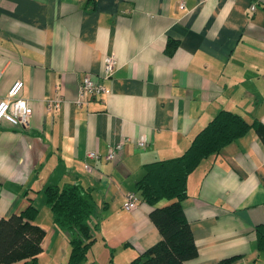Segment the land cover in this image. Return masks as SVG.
I'll list each match as a JSON object with an SVG mask.
<instances>
[{
	"label": "crops",
	"instance_id": "1",
	"mask_svg": "<svg viewBox=\"0 0 264 264\" xmlns=\"http://www.w3.org/2000/svg\"><path fill=\"white\" fill-rule=\"evenodd\" d=\"M252 1L0 0V99L20 78L31 109L23 128L0 120V217L38 208L31 219L45 234L35 264H66L71 249L47 185L79 183L97 203L84 264H126L161 238L152 205L123 207L143 164L181 154L220 109L264 124V0ZM109 54L116 66L104 79ZM84 73L110 91L79 106ZM186 186L197 245L186 263L264 264L254 231L264 224V143L253 127L201 159Z\"/></svg>",
	"mask_w": 264,
	"mask_h": 264
},
{
	"label": "trees",
	"instance_id": "2",
	"mask_svg": "<svg viewBox=\"0 0 264 264\" xmlns=\"http://www.w3.org/2000/svg\"><path fill=\"white\" fill-rule=\"evenodd\" d=\"M173 48L168 47L167 51ZM251 126L264 143L263 123L257 119L249 123L236 112L220 109L181 154L143 164L133 188L143 201L153 206L149 216L161 238L126 264H187L188 259L197 255V245L182 206L187 195V176L201 159L217 152ZM44 193L53 221L69 236L71 249L66 264H84L94 239L91 217L98 210L92 194L76 182L62 186L49 184ZM37 211L38 208L29 203L19 212L0 217V263L23 259L25 264H35L45 234L43 227L31 219ZM254 231L256 247L263 250L264 224H256ZM236 257L232 255L220 262L229 263ZM110 264H114L112 260Z\"/></svg>",
	"mask_w": 264,
	"mask_h": 264
},
{
	"label": "built area",
	"instance_id": "3",
	"mask_svg": "<svg viewBox=\"0 0 264 264\" xmlns=\"http://www.w3.org/2000/svg\"><path fill=\"white\" fill-rule=\"evenodd\" d=\"M254 0L250 3V9L254 8ZM180 5H183L181 2ZM116 66V60L113 54L106 55L103 61V76L102 78H109ZM23 86V80L15 79L7 89L5 97L0 99V120L4 119L17 125L21 128L25 127L28 123L31 115V109L28 100L20 95L21 88ZM110 91V87L107 86L103 80L94 79L91 73H84V75L77 81V94L75 102L77 105L87 103L91 96L97 94H103ZM136 146L145 147L147 145V137L140 135L136 141ZM122 149V142L111 146L108 152L105 154L107 159H114ZM88 157H97L98 153L93 149L87 151ZM85 167L91 170V165L85 162ZM138 194L133 190H127L124 195L123 207L127 210H132L138 204Z\"/></svg>",
	"mask_w": 264,
	"mask_h": 264
},
{
	"label": "rangeland",
	"instance_id": "4",
	"mask_svg": "<svg viewBox=\"0 0 264 264\" xmlns=\"http://www.w3.org/2000/svg\"><path fill=\"white\" fill-rule=\"evenodd\" d=\"M128 190H133V191H135V189L133 188V189H128ZM136 192V191H135ZM137 193V192H136ZM138 194V193H137ZM138 197H139V201H138V203L142 200L141 199V197L139 196V194H138ZM94 230H95V226H93L92 227V229H91V233H92V236L94 235ZM92 243H93V241H92ZM91 243V244H92ZM69 244H70V242H69ZM91 244L89 245V247L91 246ZM89 249V248H88ZM90 251V250H89Z\"/></svg>",
	"mask_w": 264,
	"mask_h": 264
}]
</instances>
